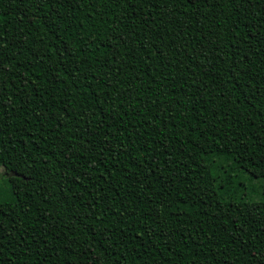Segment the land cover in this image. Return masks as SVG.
Returning <instances> with one entry per match:
<instances>
[{"label":"trees","instance_id":"obj_1","mask_svg":"<svg viewBox=\"0 0 264 264\" xmlns=\"http://www.w3.org/2000/svg\"><path fill=\"white\" fill-rule=\"evenodd\" d=\"M0 167V264H264V0H0Z\"/></svg>","mask_w":264,"mask_h":264},{"label":"rangeland","instance_id":"obj_2","mask_svg":"<svg viewBox=\"0 0 264 264\" xmlns=\"http://www.w3.org/2000/svg\"><path fill=\"white\" fill-rule=\"evenodd\" d=\"M47 22V19H42ZM59 50H63L62 45L58 42ZM11 187L9 184V174L5 172L3 167H0V201L8 200L11 198Z\"/></svg>","mask_w":264,"mask_h":264}]
</instances>
